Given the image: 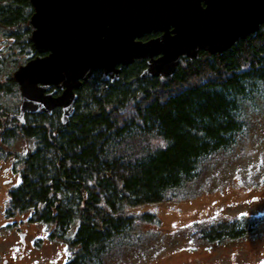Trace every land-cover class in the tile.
<instances>
[{
    "label": "trees",
    "instance_id": "obj_1",
    "mask_svg": "<svg viewBox=\"0 0 264 264\" xmlns=\"http://www.w3.org/2000/svg\"><path fill=\"white\" fill-rule=\"evenodd\" d=\"M32 12L28 0L0 2V27L14 28L11 36L35 56ZM145 68L135 61L114 83L93 71L76 92L66 126L59 108L50 116L25 115L20 124L0 104V153L15 138L34 145L14 156L19 182L9 192V210L50 226L49 238L71 250L63 264H104L139 238L137 220L159 222L128 209L185 195L211 161L238 147L264 107V25L221 54L181 58L170 78L140 79ZM16 87L8 75L0 94ZM258 220L241 216L195 227V235L222 243L256 230Z\"/></svg>",
    "mask_w": 264,
    "mask_h": 264
},
{
    "label": "water",
    "instance_id": "obj_2",
    "mask_svg": "<svg viewBox=\"0 0 264 264\" xmlns=\"http://www.w3.org/2000/svg\"><path fill=\"white\" fill-rule=\"evenodd\" d=\"M28 1L29 40L38 55L12 73L21 103L11 116L20 124L25 115L59 108L66 126L93 71L113 83L123 67L145 60L140 79L170 78L181 58L221 54L264 25V0ZM152 33L161 35L142 40ZM19 239L24 245L25 233Z\"/></svg>",
    "mask_w": 264,
    "mask_h": 264
},
{
    "label": "rangeland",
    "instance_id": "obj_3",
    "mask_svg": "<svg viewBox=\"0 0 264 264\" xmlns=\"http://www.w3.org/2000/svg\"><path fill=\"white\" fill-rule=\"evenodd\" d=\"M19 27L22 29L23 25ZM11 32L15 33V29L0 27V84L8 75L12 79L18 66L37 56L21 48ZM20 103L18 86L15 91L0 94V104L9 113L17 114ZM152 144L163 143L152 140ZM9 146L0 153L9 155L5 160L0 158L1 264L3 260L9 264H54L55 261L63 264L71 250L59 239L49 238L51 227L29 222V212L12 214L9 210L11 187L4 182L18 184L14 156L21 157L34 145L15 138ZM145 213L159 222L137 220L133 236L139 238L132 245L112 252L104 264H264V107L252 115L251 127L238 147L231 154L211 161L185 195L127 211L134 217ZM241 216L260 219L257 229L217 244L195 235V227L231 222ZM19 233H25L24 245L20 243Z\"/></svg>",
    "mask_w": 264,
    "mask_h": 264
},
{
    "label": "flooded vegetation",
    "instance_id": "obj_4",
    "mask_svg": "<svg viewBox=\"0 0 264 264\" xmlns=\"http://www.w3.org/2000/svg\"><path fill=\"white\" fill-rule=\"evenodd\" d=\"M160 35H161L160 33H156V34H154V33H152V34H148V35H145V36L142 38V40H143V41H146V40H149V39H152V38H156V37H158V36H160ZM137 61H145V60H137ZM145 65H146V61H145ZM146 66H147V65H146ZM127 67H128V66H127ZM124 68H126V67H123V68L121 69V73H120L119 79L121 78L122 70H123ZM96 71L99 72V76H100V78H101V76H102V72H103V71H102V70H96ZM94 72H95V71H94ZM160 78H162V77H160ZM119 79L116 80L115 82L119 81ZM101 82H102V81H101ZM105 83H111V82H110V80H107V81H105ZM113 83H114V82H113ZM4 183H5L4 185H9L10 187L13 186V184L10 183V182L7 181V180H5ZM15 213H20V212H15ZM15 213H14V214H15ZM20 214H22V213H20ZM19 234H21V233H19ZM36 245H37V243H36ZM3 261H5V262H3ZM3 261H2L3 264H9V263H10V262L7 261V260H3ZM0 264H1V256H0ZM54 264H58L57 261H55Z\"/></svg>",
    "mask_w": 264,
    "mask_h": 264
}]
</instances>
